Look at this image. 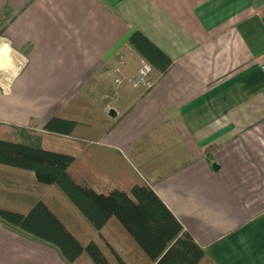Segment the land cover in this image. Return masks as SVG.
Returning a JSON list of instances; mask_svg holds the SVG:
<instances>
[{
    "label": "crops",
    "instance_id": "1",
    "mask_svg": "<svg viewBox=\"0 0 264 264\" xmlns=\"http://www.w3.org/2000/svg\"><path fill=\"white\" fill-rule=\"evenodd\" d=\"M136 31L171 60L148 89L128 82ZM0 37L21 64L0 78L14 140L57 136L75 183L148 185L214 264H264V0H0ZM53 116L75 121L69 136L42 129ZM33 191L109 264L148 263L116 220L97 231L55 186L0 166L5 207L25 212ZM0 264L93 263L0 221Z\"/></svg>",
    "mask_w": 264,
    "mask_h": 264
},
{
    "label": "trees",
    "instance_id": "2",
    "mask_svg": "<svg viewBox=\"0 0 264 264\" xmlns=\"http://www.w3.org/2000/svg\"><path fill=\"white\" fill-rule=\"evenodd\" d=\"M128 41L152 68L164 72L170 65L171 60L140 32L131 34ZM74 126L69 118L53 116L42 129L69 136ZM9 129L13 131L11 125L0 122V166L31 173L37 187L55 186L93 229L116 220L147 264H214L150 186L134 184L129 193L116 189L97 193L69 175L71 153L16 141ZM32 196L25 212L5 207L0 199V221L54 247L68 263L86 256L93 264H109L96 243L82 246L36 191ZM117 263L127 264L120 259Z\"/></svg>",
    "mask_w": 264,
    "mask_h": 264
},
{
    "label": "rangeland",
    "instance_id": "3",
    "mask_svg": "<svg viewBox=\"0 0 264 264\" xmlns=\"http://www.w3.org/2000/svg\"><path fill=\"white\" fill-rule=\"evenodd\" d=\"M4 44H6V42L4 41V39H2L1 37H0V47L2 46V45H4ZM9 52H10V55H11V60H13V62H14V64L13 65H10L9 66V64H8V60L7 61H3V64L0 66V78L1 77H4V76H7L10 72H12V71H14L15 69H16V71H18L19 70V68H21V64H20V61L18 60L19 58V56H18V54H16V57L14 56V53H15V51L14 50H12V49H10L9 50ZM19 61V62H18ZM151 74H152V71H151V73L149 74V78H150V80H152L151 79ZM79 101V99H75V102H78ZM87 116H85V117H82V118H86ZM34 124H33V122H32V124H31V126H33ZM87 132V131H86ZM85 132V133H86ZM60 138L59 137H57V136H54V135H50V134H48V136L45 138V144L43 145V144H41V142H39V143H34V144H36V145H39V144H41V146L43 147V148H45V149H56L55 147H52L53 145H54V143H55V141H57V140H59ZM68 173H69V175L71 176V170H68Z\"/></svg>",
    "mask_w": 264,
    "mask_h": 264
},
{
    "label": "built area",
    "instance_id": "4",
    "mask_svg": "<svg viewBox=\"0 0 264 264\" xmlns=\"http://www.w3.org/2000/svg\"><path fill=\"white\" fill-rule=\"evenodd\" d=\"M260 66L264 69V62H262ZM151 71V65L147 61L142 60L136 73L128 79V82L132 87H142L144 89H148L152 85V80L149 78ZM115 82L120 83V79L116 78Z\"/></svg>",
    "mask_w": 264,
    "mask_h": 264
},
{
    "label": "bare ground",
    "instance_id": "5",
    "mask_svg": "<svg viewBox=\"0 0 264 264\" xmlns=\"http://www.w3.org/2000/svg\"><path fill=\"white\" fill-rule=\"evenodd\" d=\"M7 55V48L5 46L0 47V66L3 64L4 58Z\"/></svg>",
    "mask_w": 264,
    "mask_h": 264
},
{
    "label": "water",
    "instance_id": "6",
    "mask_svg": "<svg viewBox=\"0 0 264 264\" xmlns=\"http://www.w3.org/2000/svg\"><path fill=\"white\" fill-rule=\"evenodd\" d=\"M109 115L112 116V117H114L116 115V112L113 109H110L109 110ZM212 167L214 169H216L217 168V164L216 163H212Z\"/></svg>",
    "mask_w": 264,
    "mask_h": 264
}]
</instances>
